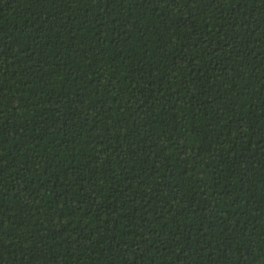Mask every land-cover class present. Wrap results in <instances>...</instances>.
<instances>
[{"label":"trees","instance_id":"16d2710c","mask_svg":"<svg viewBox=\"0 0 264 264\" xmlns=\"http://www.w3.org/2000/svg\"><path fill=\"white\" fill-rule=\"evenodd\" d=\"M0 264H264V0H0Z\"/></svg>","mask_w":264,"mask_h":264}]
</instances>
